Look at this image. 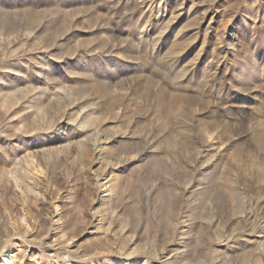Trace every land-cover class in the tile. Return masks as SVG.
<instances>
[{
    "label": "rangeland",
    "instance_id": "obj_1",
    "mask_svg": "<svg viewBox=\"0 0 264 264\" xmlns=\"http://www.w3.org/2000/svg\"><path fill=\"white\" fill-rule=\"evenodd\" d=\"M132 260L264 264V0H0V264Z\"/></svg>",
    "mask_w": 264,
    "mask_h": 264
},
{
    "label": "bare ground",
    "instance_id": "obj_2",
    "mask_svg": "<svg viewBox=\"0 0 264 264\" xmlns=\"http://www.w3.org/2000/svg\"><path fill=\"white\" fill-rule=\"evenodd\" d=\"M102 133V132H101ZM81 141V140H80ZM88 147V146H87ZM16 166V165H15ZM17 168V167H16ZM15 170V169H14ZM21 173V172H20ZM19 174V173H18ZM17 176V175H16ZM16 178V177H15ZM19 182V181H18ZM21 182V181H20ZM29 184V183H28ZM24 186V185H23ZM34 186H32L31 184H29V186L28 185H26V189H28V190H34ZM37 192V191H36ZM29 193V192H28ZM38 194V193H37ZM116 263H118V264H121V262L120 261H116ZM129 264H141V263H139V262H137L136 260L134 261V260H132V262H129ZM143 264H145V263H143Z\"/></svg>",
    "mask_w": 264,
    "mask_h": 264
}]
</instances>
